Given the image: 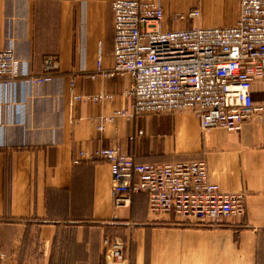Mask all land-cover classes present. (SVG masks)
<instances>
[{
  "label": "crops",
  "instance_id": "obj_1",
  "mask_svg": "<svg viewBox=\"0 0 264 264\" xmlns=\"http://www.w3.org/2000/svg\"><path fill=\"white\" fill-rule=\"evenodd\" d=\"M113 1L0 0V49L19 60L18 76L0 82V259L108 264L103 241L115 237L130 264H264V109L237 132L203 131L190 111L110 121L130 109L132 83L105 75L115 65ZM163 8L164 30L225 27L241 0H163ZM98 94L111 98L77 99ZM251 95L264 108V69ZM107 147L139 163L204 159L212 183L246 191L245 211L203 225L151 214L143 193L116 206L109 163L87 156Z\"/></svg>",
  "mask_w": 264,
  "mask_h": 264
},
{
  "label": "built area",
  "instance_id": "obj_2",
  "mask_svg": "<svg viewBox=\"0 0 264 264\" xmlns=\"http://www.w3.org/2000/svg\"><path fill=\"white\" fill-rule=\"evenodd\" d=\"M112 10L115 65L105 75L128 74L132 83L126 92L130 109H116L110 121L119 115L190 111L203 131L237 132L262 113L264 108L253 102L251 86L264 69V0H241L238 20L225 27L164 30L163 0H114ZM198 14L192 10L188 16ZM18 64L13 49H0V82L16 78ZM56 67L54 57L44 60L46 71ZM82 98L99 102L111 96L77 99ZM87 156L109 163L116 206H126L143 193L151 214L203 225H216L245 211L246 191H226L212 183L204 159L139 163L118 147ZM84 157L80 152L78 161ZM103 244L108 264H130L122 240L106 237ZM0 264L13 263L0 259Z\"/></svg>",
  "mask_w": 264,
  "mask_h": 264
}]
</instances>
